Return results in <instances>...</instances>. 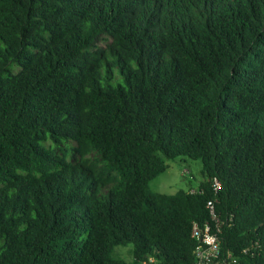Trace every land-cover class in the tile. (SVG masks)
Masks as SVG:
<instances>
[{
  "label": "trees",
  "instance_id": "trees-1",
  "mask_svg": "<svg viewBox=\"0 0 264 264\" xmlns=\"http://www.w3.org/2000/svg\"><path fill=\"white\" fill-rule=\"evenodd\" d=\"M196 225L264 264V0H0V264H195Z\"/></svg>",
  "mask_w": 264,
  "mask_h": 264
},
{
  "label": "rangeland",
  "instance_id": "rangeland-1",
  "mask_svg": "<svg viewBox=\"0 0 264 264\" xmlns=\"http://www.w3.org/2000/svg\"><path fill=\"white\" fill-rule=\"evenodd\" d=\"M169 165L166 172L149 182L148 194H176L180 190H198L204 180L202 175V163L200 160H191L181 157L167 162ZM131 246L118 247L117 253L122 258L131 262Z\"/></svg>",
  "mask_w": 264,
  "mask_h": 264
},
{
  "label": "built area",
  "instance_id": "built-area-1",
  "mask_svg": "<svg viewBox=\"0 0 264 264\" xmlns=\"http://www.w3.org/2000/svg\"><path fill=\"white\" fill-rule=\"evenodd\" d=\"M208 207L211 209L212 215L215 216L213 203L209 202ZM193 237L200 238L203 242L195 250L197 257L195 264H211L212 259H215L220 252V242L217 235L211 233L209 225H206L203 229L196 225L193 230Z\"/></svg>",
  "mask_w": 264,
  "mask_h": 264
}]
</instances>
